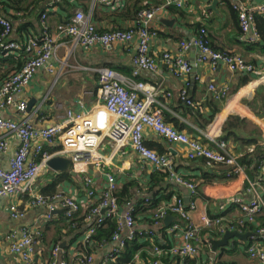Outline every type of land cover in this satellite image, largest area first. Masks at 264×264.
<instances>
[{
	"label": "built area",
	"instance_id": "1",
	"mask_svg": "<svg viewBox=\"0 0 264 264\" xmlns=\"http://www.w3.org/2000/svg\"><path fill=\"white\" fill-rule=\"evenodd\" d=\"M62 1L46 2L40 13V34L25 41L13 38L12 20L0 13V53L4 55L19 53L25 60L19 70L9 74L0 84V150L9 149L10 135H16L20 139L19 147L9 160V167L0 168V197L22 199L23 196H28L29 206L45 209L40 215L42 222L55 219L60 207L69 220L81 210H86V220L89 225L83 244L87 248L95 244L94 235L98 228L105 224L106 219L114 218L116 229L109 241L102 242L104 246L110 243L114 246L101 264L115 261L126 244L138 238L152 242L151 264H170L168 257L173 258L176 264H189L187 259L200 255L204 229L219 226L223 235L227 230H237L238 226H244L246 223L257 224V219L264 213V195L256 194V186L264 183L263 176L257 182L247 181L249 186L246 192L252 195L249 199L243 194L233 197L232 203L236 204L241 212L240 220L236 223H225L222 217L211 216L206 212L201 213L200 222L196 223L191 216L192 211L197 209L196 200H191L189 205H186L182 197L176 196L172 201L155 210L151 227L144 229L136 224L134 216L136 208L132 201L127 202L124 210L122 209L116 176L107 172L106 184L99 189L88 169L111 163V158L106 157L102 152V146L106 141L113 147V155L130 146L155 172L165 174L169 182L186 187L191 198H196L201 190L199 184L176 171L174 157L159 153L147 146L145 133L149 129L168 142L186 146L192 155L204 158L205 165L209 169L225 165L227 176L245 175L246 167L240 162L239 156L231 150V146L220 138V131L217 134L203 131L205 141L200 136H191L166 122L163 114L166 107L157 106L159 91L154 85L137 77L142 71L156 72L161 66H166L176 77H187L194 67L186 56L193 49L198 51V62L208 64L214 70L223 64L231 72L247 73L264 79V67H259L240 54L212 48L205 28L190 39L181 41L175 52L152 53L151 42L158 34V30L153 28L155 18L167 7L175 5L181 8L189 0H166L164 5L142 9L132 28L106 30H100L95 25L92 21V12L96 6L111 5L115 0H89L91 7L89 13L77 9L67 22L57 23L52 27L49 23L50 14L57 10ZM230 2L238 15L242 30L241 40L250 45L257 44L260 39L255 18L257 14L264 15V4L252 5L249 0H230ZM61 38H69L73 47L79 46L86 51L96 46L110 49L116 44L129 45L137 42V52L132 59V76L124 77L107 66L97 68L103 112L100 110L85 112L67 108L65 113L59 116L63 119L61 122L38 126L33 115L28 112V101L16 97L30 85L40 69L54 71L51 60L58 47L62 45L59 42ZM208 90L220 100L228 102L231 98V88L228 85L217 87L214 83H210ZM167 96L171 97L172 94L169 92ZM180 97L187 104H193L187 86L180 91ZM79 104L84 106L83 101ZM9 110H15L19 118L6 116ZM46 142L60 145L51 151L45 148ZM209 144H214L216 147L213 148ZM55 156L70 158L72 171L84 175V183L87 187L84 198H80L78 193L58 192L53 196H45L37 192L36 182L48 167L47 162ZM145 201L150 203L151 199L146 196ZM9 208L14 218H21L26 214L14 202L10 203ZM169 214L178 217L169 229L171 232L179 233L180 241L165 245L156 241L157 230L162 229L164 220ZM43 233L44 229L39 226V222H36V225H23L10 230L6 240L10 252L19 259L17 264H72L62 244L52 247L48 260L34 263L36 247L40 244ZM251 239L253 242L247 249L249 257L264 264V227L258 226ZM208 245L211 248L212 244ZM215 258L211 264H219ZM95 259L93 253L81 250L77 252L74 264H96ZM142 263L141 253L137 252L129 264Z\"/></svg>",
	"mask_w": 264,
	"mask_h": 264
},
{
	"label": "crops",
	"instance_id": "2",
	"mask_svg": "<svg viewBox=\"0 0 264 264\" xmlns=\"http://www.w3.org/2000/svg\"><path fill=\"white\" fill-rule=\"evenodd\" d=\"M47 1L23 0L19 5L24 9L21 10L15 7L13 4L15 2L13 1L0 0V13L9 17L13 22V38L25 41L34 35L40 34V13ZM68 1L72 7V15L77 9H82L86 13L91 10L89 0ZM164 2L166 0H115L111 5L96 6L92 12V21L100 30L132 28L136 22V9ZM212 2L213 0H189L181 8L175 5L169 6L153 22V28L158 30L159 35L151 42V52L161 54L162 51H177L181 40L190 39L196 35L195 24L202 23L206 26L212 45L216 49L240 54L248 61L263 68L264 50L259 45V42L254 45L243 42L237 14L221 0H218L216 10L207 9V6ZM249 3L252 5L264 4V0H249ZM179 10L181 12H178ZM60 12L62 11L59 5L57 10L50 14L49 23L52 27L60 22V16H58ZM66 16V13L63 12L62 18ZM59 42L62 45L58 47L51 60L54 71L49 72L45 69H40L33 77L30 85L16 97L19 100L28 101V112L33 115L38 126L61 122L63 119L59 116L63 115L67 108L76 111L93 112L100 110L103 112V100L99 92L100 84L96 72L97 68L107 66L115 69L124 77L132 76V59L137 52V42L129 45L116 44L110 49L96 46L89 51L79 46L73 47V43L69 38H61ZM12 55L15 57L14 61L18 62L14 65H3L0 60V84L7 73L5 70H9L8 72L11 74L19 70L23 65V56L21 54ZM7 56H3L0 53V59ZM186 57L192 65H195V69L187 77H176L166 66L159 67L156 72L142 71L137 77V79L154 85L156 90L159 91L157 94L159 102L157 106L164 105L166 107L164 110L170 112L186 125V128L183 129L185 132L194 137L200 136L203 140H205L202 135L203 131L216 134L220 131L221 137L223 125L228 117L231 115L241 116L262 130V144L264 145V81H262L264 79H260V76L242 72H231L223 64L214 70L210 65L198 62V51L196 49L191 50ZM249 77H251L250 80L246 82L245 80ZM210 83H214L217 87L228 85L231 88V98L228 102H213L214 105L220 106V110L206 129H202L195 120L184 116L180 110H176V107L179 102H183L180 97V91L187 86L189 95L194 102L193 105L201 107L207 116H211V92L208 90ZM169 92L172 94L171 97L167 96ZM256 100L257 106H255V110L247 106L248 102L254 103ZM31 101H33V104L29 107ZM80 101H83V107L79 104ZM185 104L187 103L185 102ZM257 111L262 112L263 116L256 115ZM6 116L14 119L19 118L15 110L7 111ZM249 128L251 129V127ZM145 135L148 147L150 146L158 152L163 151V153L173 156L176 171L183 177L199 184L201 189L199 195L196 198H191L190 192L186 187L169 182L166 176L165 181L160 182V185L163 186L172 184L173 187L170 190L174 192L173 198L176 196L182 197L186 201V205H189L191 200H196L197 209L191 213L192 219L196 223L200 222L199 217L203 212L211 216H220L225 223L237 222L241 212L237 205L232 206L233 197L243 194L246 199H249L252 195L246 192V188L249 186L247 181L257 182L260 177L255 176L254 179H251L247 172L241 177H229L226 175L227 167L225 165L209 169L205 165V159L192 155L186 146L168 142L157 134L152 133L149 129L146 130ZM8 140L10 143L9 149L7 151L0 150V168L2 169L9 167V160L14 156L20 144V139L16 135H10ZM59 145V143L51 144L46 142L45 148L53 151ZM209 146L216 147L214 144H209ZM230 146L231 150L239 158L244 155L234 150L236 145L234 146L233 143H230ZM102 152L106 157L111 158V163L88 169V173L94 178L97 188L100 189L106 184V173L111 172L119 182L118 193L125 184L133 182V185L130 186L131 197H129V201L120 203L123 210L126 203L131 201L136 208L137 202L145 200L146 196L152 201L155 193L150 188L153 185L151 177L156 172L149 164L144 163L130 146L113 155V147L106 141L102 146ZM53 173L55 171L49 167L44 170L36 182L35 188L37 192L40 193L41 189L53 180ZM205 173L211 177L210 181L212 182L203 181L202 178ZM72 176L75 179L60 184L59 192L66 194L78 193L80 198H84L87 192L84 175L76 173V175L72 174ZM262 188H264V183L257 185L256 194L264 195ZM28 198V196H23L22 199L20 197L14 199L11 197H0V264L19 263L18 257L10 252L9 244L6 240V236L12 228H18L23 225L32 226L39 222V226L44 229L43 237L40 244L36 247L33 257L34 263L48 260L52 247L56 245L53 244V240L57 232H59V228L61 229L57 222L64 216L63 208H59L55 219L50 222H42L40 215L45 212V209L29 206ZM156 198L158 197L156 196ZM12 202L26 212L25 216L21 218L12 217L9 208ZM163 202L164 200L161 201V203ZM154 210L137 212L135 219L139 228L147 229L151 227ZM86 213V210H81L72 220H67L68 226L63 223L61 232L66 233V236L57 244L65 246L63 248L67 251V256L72 264L75 263L77 252L81 250L93 253L96 258L95 263L100 262L101 264L114 244L102 245V242L110 239L95 241V244L89 245L88 248L83 244L89 225L86 220ZM174 216L170 226L164 222L162 229L157 230L158 240L162 244L170 245L180 241L179 233L171 232L169 229L178 220V217ZM259 222L257 224H261L264 227V213L259 217ZM48 224H50L49 227ZM257 224L255 226H258ZM255 226L253 227L255 228ZM247 227L250 226L247 225ZM238 231L243 234H251L246 239L233 237L227 247H219L216 252L213 250V244L209 248V252H207L205 246H202L200 255L188 259L189 264H211L214 257H216L217 261L224 249H227L228 252L224 254L223 259L229 262H234L235 264H262L257 260H252L247 252L249 245L253 242L251 236L254 232L246 227H241ZM207 237L209 238L210 235L206 233L203 238L206 239ZM220 238L222 237H216V239ZM168 260H170V264H176L173 258L168 257Z\"/></svg>",
	"mask_w": 264,
	"mask_h": 264
},
{
	"label": "trees",
	"instance_id": "3",
	"mask_svg": "<svg viewBox=\"0 0 264 264\" xmlns=\"http://www.w3.org/2000/svg\"><path fill=\"white\" fill-rule=\"evenodd\" d=\"M10 1L15 2L13 4L15 5V7H17V9L24 10V9H22L23 7L19 6L23 0H21V1L10 0ZM221 1L225 2L226 6H228L231 10H233L237 14V12L232 8L230 0H221ZM164 4H165V2L162 4L144 6V7H141L139 9H136L135 10V21L137 22L138 14L142 9H148V8L153 7V6H161ZM59 5H60L61 11H62V12H60V15H58V16H60V19H59L60 22L59 23L67 22L73 16L71 14L72 7L69 5L68 0H64ZM63 12H65L67 15L65 18H62ZM178 12H181V10H179ZM237 17H238V15H237ZM255 22H256L257 32H258L259 39H260L259 45L264 50V15L263 14H257L256 18H255ZM202 28L206 29V36L210 42L211 47L216 49L212 45V42H211V39L209 36V32H208L205 25H203L202 23H196L195 24L196 34ZM112 29H116V28H112ZM157 33H158V31H157ZM157 35H159V33ZM183 40H186V39H183ZM183 40H181V41H183ZM216 50H218V49H216ZM219 51H221V50H219ZM3 56H4V54H3ZM14 58L15 57L13 55H8L7 57H2L0 59L1 64H3V65H14V64L18 63V62L14 61ZM22 60H23V64H24V61H25L24 58ZM5 71L7 72L6 75L4 76L6 78L9 75V72H8L9 70H5ZM250 78L251 77H249L245 81L248 82L250 80ZM210 99H211L210 100V107L212 110L211 116H207L201 107H198V106L193 105V104H191V105L185 104L184 101H183L184 103L182 101L179 102L178 106L176 107V110H180L184 116L192 118L193 120H195L200 125V127L202 129H206V127L213 121L216 113L220 110V106L214 105L213 102H215V101L225 102V100L218 99L216 97V95L213 93H211ZM247 106H249L252 110H255V106H257V100L254 103L248 102ZM163 114H164L165 121L170 123V124H173L179 130H183L184 128H186L185 124H183L178 118L174 117L167 110H164ZM255 114L258 116H261V117L263 116V113L259 112V111H257ZM249 127H251V129ZM220 138L223 141L227 142L229 145H230V143H233L234 146L236 145V147H234V150L237 152H240L241 154L242 153L244 154L241 158H239V160L246 167V170H247L246 172L248 173V175L250 176L251 179H254L255 176H258L260 178L262 176H264L263 175L264 174V170H263V167H264V145L262 144V130L259 127L252 124L246 118H243V117L237 116V115H231L228 117V119L226 120V122L223 125L222 135ZM159 153H163V151H160ZM73 179H75V178L69 172H66V173H56L55 172V173H53V180L48 185L43 187L41 189L40 193L42 195H45V196H53L59 192L58 188H59L60 184H62L63 182H66V181H72ZM151 179H152L151 183L153 185L150 188L152 191L154 190V193H155L153 195V199L150 203L146 202L145 200L137 202L136 212H135L134 216H136L137 212H139V211H151L153 209L156 210L159 207H161V205H163L164 203L167 204L168 202L172 201V199H173L174 192L172 190H170V188L173 187V185L172 184H169L168 186L160 185V182L165 181V174L160 173V172H156L153 174ZM202 179H203V181L212 182V181H210L211 177H209V175L206 173ZM131 185H133V182H131V183L129 182V183L125 184L124 187L118 193L120 203L130 199L129 197H131V194H130L131 193L130 192V186ZM77 186L80 187L78 184H77ZM156 196L158 198H156ZM28 200H29V198H28ZM162 200H164L163 203H161ZM234 205L236 206V204L232 203V206H234ZM155 210H154V212H155ZM67 220L69 221V219L65 218L64 216L59 219V221L57 223L61 226V229H63V223H65V226H68ZM239 220L240 219H237V221H239ZM257 223H260L259 218L257 219ZM247 225H249L250 227H247ZM252 225L255 226L254 223H246L244 226H238L237 230H239V228H241V227L242 228L246 227V228H250V230H252V232L255 233L256 230L258 229V226L263 227V225H261V224L258 226H255V228ZM49 226H50V224H48V227ZM61 229L59 228V230H58L59 232H57V234L55 235L54 240H53V244L59 243L62 239H64L63 237L66 236V233H62ZM115 229H116V220L114 218H108L106 220L105 224L98 228L97 233L94 235V241H101L102 239L109 240ZM206 233L208 235H210V237L209 238L207 237L206 239H204L203 237ZM220 236L222 237V233L220 232L219 226L204 229L202 232L203 242H202L201 246H205L207 248V252H209V245L208 244H212V239H216V237H220ZM142 241H144V239L138 238V239H135L134 241L128 242L126 244L124 250L120 253L119 257L117 259H115V261L110 262L109 264H129L132 261L134 254L137 252L141 253L142 260H143L142 264H151L152 257L150 256V248H151L152 242L149 240H145V242H142ZM156 241L159 242L158 236H157ZM227 252H228V250L224 249V251L219 255V257L217 258V262L219 264H235L234 262H229L226 259H223L224 254ZM187 262H188V259H187Z\"/></svg>",
	"mask_w": 264,
	"mask_h": 264
},
{
	"label": "water",
	"instance_id": "4",
	"mask_svg": "<svg viewBox=\"0 0 264 264\" xmlns=\"http://www.w3.org/2000/svg\"><path fill=\"white\" fill-rule=\"evenodd\" d=\"M218 3V0H213V2L207 6V9H212V10H216V5ZM167 22H171V21H167ZM194 69H195V65H193ZM247 74V73H246ZM33 104V101H31L29 103V107H31ZM71 159L67 158V157H62V156H55L52 159H50L47 162V165L50 169H52L55 172H59V173H66V172H70L73 175H76V173L74 171L71 170ZM175 216L172 214H169L164 222L170 226V222L172 221V219ZM251 233H246L243 234L242 232L235 230V231H229L227 230L223 235L222 238L220 239H212V244H213V250L216 252L218 250L219 247H227L229 245L230 240L233 237H239V238H243L246 239L249 237ZM62 247H65L64 245H61ZM96 264H100V262H97Z\"/></svg>",
	"mask_w": 264,
	"mask_h": 264
},
{
	"label": "rangeland",
	"instance_id": "5",
	"mask_svg": "<svg viewBox=\"0 0 264 264\" xmlns=\"http://www.w3.org/2000/svg\"><path fill=\"white\" fill-rule=\"evenodd\" d=\"M262 81H264V80H262Z\"/></svg>",
	"mask_w": 264,
	"mask_h": 264
}]
</instances>
